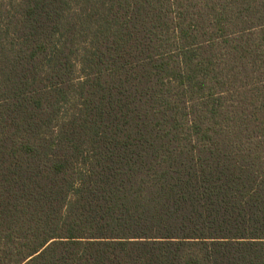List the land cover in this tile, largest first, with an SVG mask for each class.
Masks as SVG:
<instances>
[{
    "label": "trees",
    "instance_id": "obj_1",
    "mask_svg": "<svg viewBox=\"0 0 264 264\" xmlns=\"http://www.w3.org/2000/svg\"><path fill=\"white\" fill-rule=\"evenodd\" d=\"M0 264H264V0H0Z\"/></svg>",
    "mask_w": 264,
    "mask_h": 264
}]
</instances>
